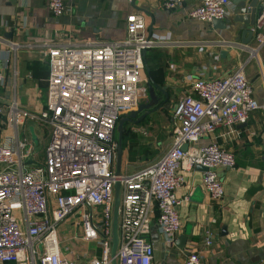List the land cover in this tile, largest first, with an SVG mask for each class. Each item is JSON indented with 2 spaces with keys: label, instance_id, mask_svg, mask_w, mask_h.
<instances>
[{
  "label": "built area",
  "instance_id": "obj_1",
  "mask_svg": "<svg viewBox=\"0 0 264 264\" xmlns=\"http://www.w3.org/2000/svg\"><path fill=\"white\" fill-rule=\"evenodd\" d=\"M46 1L55 17L70 10L66 0ZM184 1L164 0L161 8L174 10ZM259 5L251 30L263 46L264 0ZM233 9L231 0H198L187 17L211 23L224 20ZM144 29L142 15L134 14L127 17L122 41L43 44L49 67L44 110L33 113L16 102L0 103V264H75L60 256L57 241L59 225L74 215L80 218L81 239L101 248L100 257L88 264H111L116 127L122 114L146 97L143 51L164 41L146 37ZM257 110H264V104L253 97L242 65L223 78L192 80L173 110L171 147L155 163L118 179L117 264H153L148 235L155 213L158 229L175 244L183 172L205 167L204 190L213 201L223 198L216 169L232 168L233 154L215 143L195 145L217 128L233 135L235 126ZM25 121H41L51 129L40 164L33 162L34 146L19 137ZM211 242L208 236L205 244ZM182 264L204 263L193 249Z\"/></svg>",
  "mask_w": 264,
  "mask_h": 264
},
{
  "label": "crops",
  "instance_id": "obj_2",
  "mask_svg": "<svg viewBox=\"0 0 264 264\" xmlns=\"http://www.w3.org/2000/svg\"><path fill=\"white\" fill-rule=\"evenodd\" d=\"M163 1L66 0L69 12L55 17L46 0H0V103L6 106L16 102L33 113L44 110L49 67L42 55V45L122 41L127 33V17L140 14L145 23L144 35L164 39L143 54L146 95L150 98L151 82L159 88L154 90L156 101L164 100L160 90L165 89L167 94V108L151 113L147 119L152 114L164 113L172 126L174 107L189 91L193 79L223 78L241 65L253 97L263 105L264 45L258 46L254 35L250 43L241 44L245 26L235 21L238 18L235 10L222 20L225 29L218 30L212 23L187 17L198 0H185L170 11L161 8ZM235 1L231 0L236 9ZM11 44L17 47L11 50ZM144 123L139 124L142 127ZM139 124H131L130 133L132 126L136 129ZM234 130L229 135L226 129L217 128L212 136L195 145L215 143L233 154L232 168L216 169L224 188L223 198L211 200L202 186V171L196 167L183 172L184 184L177 192L181 200L178 209L181 229L176 240L186 237L184 250L168 243L156 225L155 213L148 235L154 250L153 264H182L193 249H197L204 264H264V110L254 111ZM171 144L169 137L164 154ZM132 155L124 153L122 174L140 171L157 158L154 155L149 160L147 156L140 159L134 155L133 159ZM129 163L136 164L139 170L127 173ZM208 236L211 245L205 244ZM81 237L80 220L69 218L59 225L57 241L63 259L88 264L91 258L100 257L98 243L85 242Z\"/></svg>",
  "mask_w": 264,
  "mask_h": 264
},
{
  "label": "water",
  "instance_id": "obj_3",
  "mask_svg": "<svg viewBox=\"0 0 264 264\" xmlns=\"http://www.w3.org/2000/svg\"><path fill=\"white\" fill-rule=\"evenodd\" d=\"M234 4L236 6L234 13L238 16V18H236L235 21H239L245 26V28L241 31V37H242L241 44L247 45L248 43H250V40L253 37V32L251 28L254 26L255 20L260 13L259 0H251L248 3L246 2V0H237L235 1ZM211 23L215 29L218 30L225 29V23L220 20H213ZM155 89L159 90L157 85L151 82L148 85V91L150 95L149 99L151 100V104H147V105L140 104L130 113H123L116 127L117 148L114 157V176L117 178V180L115 181L113 187V209H112V222H111L112 242H111V252H110L112 258L111 264H117L115 261V255L118 247L117 226H118V207L120 202V182L118 179L122 176V160L124 156V151L122 148V137H123V133L125 132V125L127 123L137 125L140 122H142L151 113L156 112L162 107L165 109L167 108V106L165 105V103L167 102V94L165 89H162L160 90V92L164 95L163 102L158 104L153 109L147 110L152 105L157 104L156 97L154 96ZM142 110H145V112H143L135 119V116ZM186 149H187V145H184L182 147V150L185 151ZM195 167L202 172L207 171L205 167L199 165ZM185 242H186V237H178V239L175 241V246H177L179 250H184Z\"/></svg>",
  "mask_w": 264,
  "mask_h": 264
},
{
  "label": "rangeland",
  "instance_id": "obj_4",
  "mask_svg": "<svg viewBox=\"0 0 264 264\" xmlns=\"http://www.w3.org/2000/svg\"><path fill=\"white\" fill-rule=\"evenodd\" d=\"M147 100L149 98L146 95L145 98L141 99L140 104L145 103ZM148 118V121L142 127L140 124L136 129L132 126V132L128 136L130 140L126 144L127 151L124 150V153L131 152L140 159H144L147 156L148 160L149 157L157 155V158H154L153 161L156 162L169 147L171 125L169 124L168 116L164 113H155ZM130 126L131 124L128 125V128H131ZM50 131V127L41 121H27L24 126L19 128L20 139L25 140L27 144H32L35 148L36 155L33 159L35 164H40L44 161V149L48 144ZM137 170L139 168L136 164H127V173H132ZM69 218L80 220L79 215L70 216Z\"/></svg>",
  "mask_w": 264,
  "mask_h": 264
},
{
  "label": "trees",
  "instance_id": "obj_5",
  "mask_svg": "<svg viewBox=\"0 0 264 264\" xmlns=\"http://www.w3.org/2000/svg\"><path fill=\"white\" fill-rule=\"evenodd\" d=\"M143 121H144V122H147L148 119L146 118V119H144ZM129 134H130V128H128V125H125V132L123 133V137H122V148H123V151H124L125 148H126V144L128 143V140H130V139L128 138ZM132 156H133V157H131V158L134 159V155H132Z\"/></svg>",
  "mask_w": 264,
  "mask_h": 264
},
{
  "label": "flooded vegetation",
  "instance_id": "obj_6",
  "mask_svg": "<svg viewBox=\"0 0 264 264\" xmlns=\"http://www.w3.org/2000/svg\"><path fill=\"white\" fill-rule=\"evenodd\" d=\"M142 104H145V105H147V104H151V100L149 99V100H147L145 103H142ZM158 104H160L158 101H157V104L156 105H152L150 108H148L147 110H151V109H153L154 107H156ZM143 112H145V110H142L141 112H139L136 116H135V119L139 116V115H141ZM129 124H131V123H127L126 125H129ZM133 125V124H132Z\"/></svg>",
  "mask_w": 264,
  "mask_h": 264
}]
</instances>
